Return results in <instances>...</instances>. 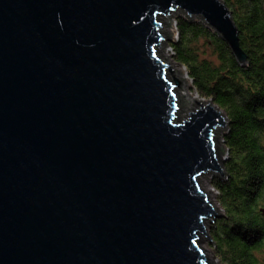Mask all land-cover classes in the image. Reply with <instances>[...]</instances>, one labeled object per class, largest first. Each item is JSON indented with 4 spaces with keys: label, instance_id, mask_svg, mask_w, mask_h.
I'll return each instance as SVG.
<instances>
[{
    "label": "water",
    "instance_id": "water-1",
    "mask_svg": "<svg viewBox=\"0 0 264 264\" xmlns=\"http://www.w3.org/2000/svg\"><path fill=\"white\" fill-rule=\"evenodd\" d=\"M180 14L247 65L221 0H0V264H208L228 123L200 98L178 117Z\"/></svg>",
    "mask_w": 264,
    "mask_h": 264
},
{
    "label": "trees",
    "instance_id": "trees-1",
    "mask_svg": "<svg viewBox=\"0 0 264 264\" xmlns=\"http://www.w3.org/2000/svg\"><path fill=\"white\" fill-rule=\"evenodd\" d=\"M238 30L247 65L198 19L175 17V63L185 68L200 99L227 118L225 179L212 185L225 215L211 228L222 264H259L264 251V0H221Z\"/></svg>",
    "mask_w": 264,
    "mask_h": 264
},
{
    "label": "rangeland",
    "instance_id": "rangeland-1",
    "mask_svg": "<svg viewBox=\"0 0 264 264\" xmlns=\"http://www.w3.org/2000/svg\"><path fill=\"white\" fill-rule=\"evenodd\" d=\"M180 16H183V15L180 14ZM175 17H176V15H171L168 18H162L160 20L162 27H163V30H164V33H165V36L168 40L166 39L167 41L165 43H163L162 49H161V51H163V52L159 56L162 57L165 55L163 58H165V59L168 58L171 61V63L173 64V66L175 68L176 75H178V72L179 73L181 72V75H182V73H184V75H185L186 71H185V69H183L184 67L178 63H175V61L173 60V54H172V51L170 50V46H169L170 44L175 43V41L177 39ZM185 77H186V79H185L186 82L183 83V87L181 86V89L179 91V95H180V109H179V113H178L179 118H186L187 113L192 112L197 108V105L195 103L192 104V103H189L187 101L186 95L188 94V95L195 96V93H194L193 89L191 88L192 83L189 81V79L187 78L186 75H185ZM196 98H197L196 99L197 101H200L199 96ZM226 133H227V130L219 129L215 135L216 146H217L218 152H219V159L220 160L224 159L223 164H221L223 166L225 165L226 161L228 160V156H229L228 150L226 149L224 142H223ZM216 179H219V178L217 176L211 177L210 175L202 176L201 178H199V184H200L201 189L207 192L208 198L211 201V204L219 212V214H218L219 218L215 219L214 223H208L207 225L204 226V229H205L208 237L210 238V240H211V237H210L211 228L214 226V224L217 220L222 219L220 217L225 215L223 209L221 208V206L218 203L217 192L212 187V185ZM212 244L213 245H211V243L208 241V239L204 236H201V238H199V247L203 250L204 255L206 256V258L208 260V264H222L220 258L216 256L213 241H212ZM257 257H258L259 264H264V251L258 253Z\"/></svg>",
    "mask_w": 264,
    "mask_h": 264
},
{
    "label": "bare ground",
    "instance_id": "bare-ground-1",
    "mask_svg": "<svg viewBox=\"0 0 264 264\" xmlns=\"http://www.w3.org/2000/svg\"><path fill=\"white\" fill-rule=\"evenodd\" d=\"M160 52L162 53V51H160ZM177 76H179V78H181L184 82H186L185 81L186 77H185L184 73H182V75H181V72L180 73L178 72V75ZM179 97H180V95H179ZM186 97H187V101L189 103H192L193 104L195 101H197L196 100L197 98L195 96H193V95H188L187 94Z\"/></svg>",
    "mask_w": 264,
    "mask_h": 264
},
{
    "label": "flooded vegetation",
    "instance_id": "flooded-vegetation-1",
    "mask_svg": "<svg viewBox=\"0 0 264 264\" xmlns=\"http://www.w3.org/2000/svg\"><path fill=\"white\" fill-rule=\"evenodd\" d=\"M260 211H261V214L264 215V209H261Z\"/></svg>",
    "mask_w": 264,
    "mask_h": 264
}]
</instances>
